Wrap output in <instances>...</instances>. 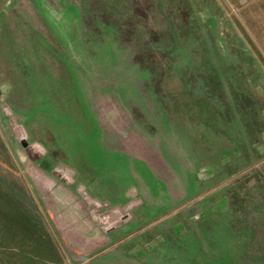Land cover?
Listing matches in <instances>:
<instances>
[{
	"label": "rangeland",
	"instance_id": "374dc122",
	"mask_svg": "<svg viewBox=\"0 0 264 264\" xmlns=\"http://www.w3.org/2000/svg\"><path fill=\"white\" fill-rule=\"evenodd\" d=\"M0 264H264V0H0Z\"/></svg>",
	"mask_w": 264,
	"mask_h": 264
}]
</instances>
